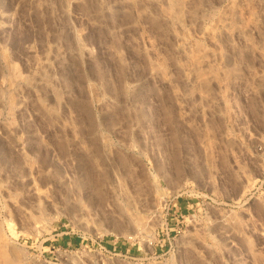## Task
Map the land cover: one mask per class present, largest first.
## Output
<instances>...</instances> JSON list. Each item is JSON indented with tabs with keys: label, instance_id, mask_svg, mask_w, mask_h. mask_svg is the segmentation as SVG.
<instances>
[{
	"label": "rangeland",
	"instance_id": "obj_1",
	"mask_svg": "<svg viewBox=\"0 0 264 264\" xmlns=\"http://www.w3.org/2000/svg\"><path fill=\"white\" fill-rule=\"evenodd\" d=\"M0 264H264V0H0Z\"/></svg>",
	"mask_w": 264,
	"mask_h": 264
}]
</instances>
